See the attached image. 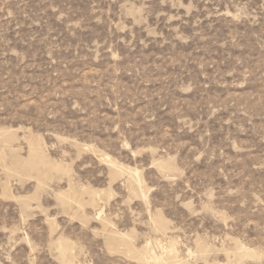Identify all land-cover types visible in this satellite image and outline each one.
<instances>
[{
    "label": "rangeland",
    "instance_id": "obj_1",
    "mask_svg": "<svg viewBox=\"0 0 264 264\" xmlns=\"http://www.w3.org/2000/svg\"><path fill=\"white\" fill-rule=\"evenodd\" d=\"M0 264H264V0H0Z\"/></svg>",
    "mask_w": 264,
    "mask_h": 264
}]
</instances>
